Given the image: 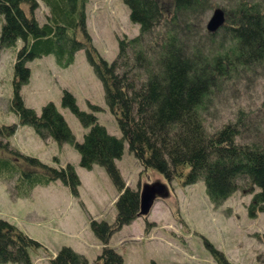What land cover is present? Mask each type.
I'll return each instance as SVG.
<instances>
[{
  "label": "trees",
  "instance_id": "obj_1",
  "mask_svg": "<svg viewBox=\"0 0 264 264\" xmlns=\"http://www.w3.org/2000/svg\"><path fill=\"white\" fill-rule=\"evenodd\" d=\"M214 1L121 0L138 34L119 39L115 59L107 63L98 57L85 28L88 0H0V49L21 42L13 64L10 101L19 125L31 127L41 139L71 145L79 154L80 167L102 166L118 189L122 182L114 161L126 142L143 168L184 185L201 180L214 206L244 189L253 194L249 217L256 211L264 213V132L240 142L250 123L242 110L236 112L235 121L212 131L205 124V112L216 93L241 75L264 69V0H222L224 21L209 32L205 19L214 10ZM38 2L48 10L41 25L34 18ZM81 50L101 84L119 139L109 135L94 116L79 111L68 92H63L62 107L88 128L80 143L52 104L36 115L21 102L18 91L28 82V62L51 55L58 67L66 68ZM16 126L0 125V178L11 182L15 197H27L35 186L57 180L76 197L79 180L71 165L56 169L10 146L8 139ZM115 206L113 224L90 223L103 243L137 216L139 192L123 189ZM36 246L15 226L0 220V264H31L28 250ZM207 247L217 264H231L211 244ZM97 260L122 264L120 255L108 247H103ZM49 262L87 264L66 247Z\"/></svg>",
  "mask_w": 264,
  "mask_h": 264
},
{
  "label": "rangeland",
  "instance_id": "obj_2",
  "mask_svg": "<svg viewBox=\"0 0 264 264\" xmlns=\"http://www.w3.org/2000/svg\"><path fill=\"white\" fill-rule=\"evenodd\" d=\"M214 2L219 5L214 3L213 9L222 10L224 2ZM212 11L205 19V27ZM47 12L44 4L38 2L34 18L39 25L45 21ZM128 15L129 10L121 0H88L85 6V28L91 44L98 57L107 63L115 59L119 39L138 34V26L129 21ZM20 47L21 42L17 41L15 47L0 49V125H17L8 139L12 148L56 169L71 165L79 180L76 197L57 180L47 186H35L27 197L17 198L11 182L0 178V220L37 243L28 250L31 264H49L63 247L84 257L87 264H101L97 258L103 247L120 255L122 264H217L207 243L231 264H264V213L256 211L254 217H249L247 209L253 194L246 190L238 189L221 205L214 206L201 180L184 185L143 168L126 142L120 158L114 161L122 182L118 189L102 166L80 167L79 154L71 145L58 144L50 137L41 139L31 127L19 125L10 101L13 64ZM27 67L28 82L18 91L25 108L39 115L44 105L52 104L74 140L80 143L88 128L62 107L63 92H68L79 111L94 116L109 135L121 137L84 51H78L66 68L58 67L51 55L34 59ZM210 104L205 112L208 131L235 121L236 112L242 110V114L250 117V123L240 142L261 134L264 132V69L241 75L216 93ZM152 183L163 185L165 195L156 197L149 214L137 213L130 224L114 231L106 243L101 242L90 228L91 221L113 224L117 216L116 201L123 189L139 192L143 185ZM243 185L239 182V186Z\"/></svg>",
  "mask_w": 264,
  "mask_h": 264
},
{
  "label": "water",
  "instance_id": "obj_3",
  "mask_svg": "<svg viewBox=\"0 0 264 264\" xmlns=\"http://www.w3.org/2000/svg\"><path fill=\"white\" fill-rule=\"evenodd\" d=\"M206 24V30L214 32L217 30L224 21V13L220 8H215ZM164 187L161 184H145L139 191V216H146L156 200V197L165 195Z\"/></svg>",
  "mask_w": 264,
  "mask_h": 264
}]
</instances>
